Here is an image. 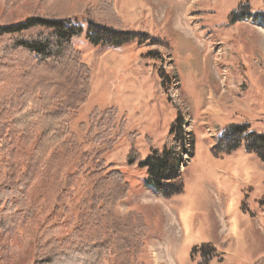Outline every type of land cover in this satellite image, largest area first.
Here are the masks:
<instances>
[{"label":"rangeland","instance_id":"374dc122","mask_svg":"<svg viewBox=\"0 0 264 264\" xmlns=\"http://www.w3.org/2000/svg\"><path fill=\"white\" fill-rule=\"evenodd\" d=\"M85 1L0 0V25ZM111 1L123 28L147 32L159 44L131 43L113 49L92 45L85 35L76 38L74 46L91 69L92 88L87 103L72 113L70 127L83 152L102 151L105 163L128 181L130 194L119 206L120 215L141 213L152 227L139 260L198 264L201 256L194 247L201 244L217 249L209 264H255L264 259V163L254 183L243 185L229 178L222 157L211 153L232 123H248L252 130L264 133V29L248 19L236 23L229 19L241 3L253 13L264 11V0ZM77 19L87 27L84 16ZM149 51L159 52L160 58H147ZM31 60L0 59V93L22 77ZM160 69L170 75L167 93L158 76ZM96 107H116L126 134L137 133V138L131 141L124 135L110 149L86 144L79 126ZM178 110L194 137L195 156L181 168L184 193L167 200L144 186L146 170L138 164L129 166L127 157L132 149L142 159L151 149L162 150ZM34 145L25 144L0 103V204L9 198L13 204L19 200L20 209L24 208L14 215L2 212L0 206L5 223L0 227V264L32 263L34 246L26 228L37 231V223L47 215L48 198L58 199V217L69 220L78 216L80 199L91 187L93 164L79 156L70 161L65 183L52 171L50 177V173L39 177L24 197L21 192L7 194L10 177L25 173ZM4 192L9 197H3ZM185 209H189L186 223ZM233 218L239 228L230 234ZM105 264H113V258Z\"/></svg>","mask_w":264,"mask_h":264},{"label":"trees","instance_id":"16d2710c","mask_svg":"<svg viewBox=\"0 0 264 264\" xmlns=\"http://www.w3.org/2000/svg\"><path fill=\"white\" fill-rule=\"evenodd\" d=\"M97 2L94 5L87 0L74 8L52 9L46 15L34 14L23 21L0 25V59H32L22 77L0 93L2 111L10 114L13 129L22 134L27 146L35 143L25 173L10 177L12 185L6 188L7 194L21 192L24 197L39 177L46 173L50 177L52 171L65 183L70 161L76 157L93 164L91 187L80 199L77 217H58V199L49 197L47 215L37 223V231L32 226L26 228L25 235L32 237L34 246L33 262L29 264H105L110 258L113 264H146L139 255L146 248L152 227L141 213H119V206L130 194L128 181L120 170L105 163L102 151L83 152V145L70 127L72 113L87 103L92 88L91 69L82 61L74 40L85 35L90 44L113 49L131 43L152 46L159 41L147 32L123 28L111 0ZM79 15L86 18L87 27L78 21ZM229 19L231 23L248 19L264 29V11L253 13L244 3ZM146 57L160 58V53L149 51ZM158 76L167 93L170 75L160 69ZM172 78L176 81V74ZM181 113L178 110L162 150L151 149L142 159L132 149L127 157L129 166L138 164L146 170L144 186L167 200L184 193L181 168L195 156V140ZM79 128L86 144L107 149L124 135L131 141L137 138V133L126 134L116 107L94 108ZM242 143L247 151L264 160V133L252 130L248 123L228 125L211 153L220 158ZM7 194L4 192L3 197H9ZM18 202L10 203L6 198L0 204L2 212L21 214L24 208L20 209ZM4 224L0 218V227ZM216 250L211 244L194 247L201 256L198 264H209L217 256ZM255 264H264V259Z\"/></svg>","mask_w":264,"mask_h":264},{"label":"clouds","instance_id":"9594fccd","mask_svg":"<svg viewBox=\"0 0 264 264\" xmlns=\"http://www.w3.org/2000/svg\"><path fill=\"white\" fill-rule=\"evenodd\" d=\"M261 163H264V160H261L255 152L247 151L243 143L231 154L224 153L221 159L228 177L243 185L254 183L257 174L261 171ZM238 228V221L233 218L228 225L229 233L235 234Z\"/></svg>","mask_w":264,"mask_h":264},{"label":"crops","instance_id":"0c3cea01","mask_svg":"<svg viewBox=\"0 0 264 264\" xmlns=\"http://www.w3.org/2000/svg\"><path fill=\"white\" fill-rule=\"evenodd\" d=\"M189 209H185V210H183V213H185L186 215H184V218H185V223H186V219L188 218V215L187 214H189Z\"/></svg>","mask_w":264,"mask_h":264}]
</instances>
